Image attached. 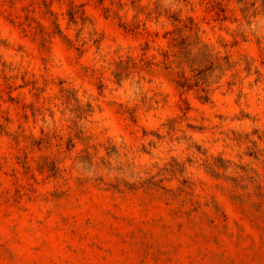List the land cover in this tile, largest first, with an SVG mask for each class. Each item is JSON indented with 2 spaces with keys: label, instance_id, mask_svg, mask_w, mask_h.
Here are the masks:
<instances>
[{
  "label": "rangeland",
  "instance_id": "obj_1",
  "mask_svg": "<svg viewBox=\"0 0 264 264\" xmlns=\"http://www.w3.org/2000/svg\"><path fill=\"white\" fill-rule=\"evenodd\" d=\"M243 1L0 0V264H264V6ZM186 36L236 62L208 101L165 68Z\"/></svg>",
  "mask_w": 264,
  "mask_h": 264
},
{
  "label": "trees",
  "instance_id": "obj_2",
  "mask_svg": "<svg viewBox=\"0 0 264 264\" xmlns=\"http://www.w3.org/2000/svg\"><path fill=\"white\" fill-rule=\"evenodd\" d=\"M238 1L243 2L242 12L244 16L249 17L248 3L243 0ZM261 1L264 6V0ZM163 56L165 68L176 69L175 72L179 77L175 82L176 86L186 90L197 87L202 92L200 97L204 101L209 99L208 85L211 82L210 79L213 77L219 79L226 70L232 69L236 64L228 56L217 57L209 46L202 43L197 36L192 40L186 36L179 42L175 41L172 44V49L165 51ZM232 76L234 80L236 74L232 73ZM229 84H233L232 81ZM207 168H209V171L214 172L210 166H207Z\"/></svg>",
  "mask_w": 264,
  "mask_h": 264
}]
</instances>
